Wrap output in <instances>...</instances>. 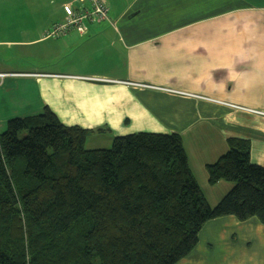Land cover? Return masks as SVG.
<instances>
[{
	"label": "crops",
	"instance_id": "1",
	"mask_svg": "<svg viewBox=\"0 0 264 264\" xmlns=\"http://www.w3.org/2000/svg\"><path fill=\"white\" fill-rule=\"evenodd\" d=\"M105 1L108 19L88 22L85 34L48 36L61 21L29 13L23 29L0 39L34 59L20 65L13 50L0 52V73L7 74L0 77V125L49 108L63 124L91 130L85 145L95 134L111 142L134 132H177L191 172L215 205L233 183L210 184L206 165L231 139L249 141L252 162L264 167V115L246 109L264 111V0ZM175 264H264V222L210 219Z\"/></svg>",
	"mask_w": 264,
	"mask_h": 264
},
{
	"label": "trees",
	"instance_id": "2",
	"mask_svg": "<svg viewBox=\"0 0 264 264\" xmlns=\"http://www.w3.org/2000/svg\"><path fill=\"white\" fill-rule=\"evenodd\" d=\"M89 132L49 108L0 132V264H175L210 219L264 222V167L249 141L231 139L206 165L210 184L233 183L211 205L181 134L134 132L89 149Z\"/></svg>",
	"mask_w": 264,
	"mask_h": 264
},
{
	"label": "rangeland",
	"instance_id": "3",
	"mask_svg": "<svg viewBox=\"0 0 264 264\" xmlns=\"http://www.w3.org/2000/svg\"><path fill=\"white\" fill-rule=\"evenodd\" d=\"M70 1L72 0H55L54 3H50V0H0V39L10 38L9 33L15 32L16 34L18 30L23 29V23H26V21H24V15H27L29 13H52L58 21L64 20L65 14L62 5H64L63 3H67ZM60 5L62 7V12L60 11ZM62 14L64 15V17H62ZM35 22L41 23L43 21L34 20L33 24ZM16 38H18V36H16ZM12 50L13 52L17 53L14 61L20 65L30 63L34 60L26 59V57H24V55L22 54V48L13 47L12 49H9L6 45H0V52H8ZM2 57H6V55H2ZM6 126L7 124H5V127ZM5 127H3V125H0V132H2ZM24 135L25 133L22 132L19 134V137L22 138ZM95 135L97 136L88 139V143L86 144V146L89 147L101 145L102 147L104 146L103 148H109L112 145L113 140L109 142V136H107L108 134Z\"/></svg>",
	"mask_w": 264,
	"mask_h": 264
},
{
	"label": "built area",
	"instance_id": "4",
	"mask_svg": "<svg viewBox=\"0 0 264 264\" xmlns=\"http://www.w3.org/2000/svg\"><path fill=\"white\" fill-rule=\"evenodd\" d=\"M65 12V19L61 22L55 23L48 32V36L59 37L70 30H76L80 34H85L88 30V22H100L108 19V5L105 0H72L63 6ZM6 73H0V77H4ZM94 79L104 81L102 77ZM181 94H190L173 90ZM200 98H206L201 95H193ZM214 102H221L236 108H243L241 106L227 103L216 99H211ZM249 111L264 115V111L257 109H249Z\"/></svg>",
	"mask_w": 264,
	"mask_h": 264
}]
</instances>
